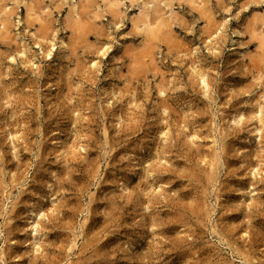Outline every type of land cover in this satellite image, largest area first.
Returning a JSON list of instances; mask_svg holds the SVG:
<instances>
[{
    "label": "rangeland",
    "instance_id": "rangeland-1",
    "mask_svg": "<svg viewBox=\"0 0 264 264\" xmlns=\"http://www.w3.org/2000/svg\"><path fill=\"white\" fill-rule=\"evenodd\" d=\"M163 1L0 0V264H264V0Z\"/></svg>",
    "mask_w": 264,
    "mask_h": 264
},
{
    "label": "bare ground",
    "instance_id": "bare-ground-1",
    "mask_svg": "<svg viewBox=\"0 0 264 264\" xmlns=\"http://www.w3.org/2000/svg\"><path fill=\"white\" fill-rule=\"evenodd\" d=\"M115 1V0H114ZM117 1V0H116ZM195 1H197L199 4H201L202 5V3H204V1L203 0H195ZM155 2H156V0H149V2H146L145 4H144V10H143V12H142V16L136 21V26L139 28V29H143V30H145V31H148V32H153V34L152 35H154L155 33H154V29L156 28V27H162V26H165L166 24H168L167 22L169 21L168 19L169 18H166L167 17V14H168V12L170 11L171 13L173 12V10H172V6H170L168 3H166V1H163V4H164V9H163V7L162 6H160V4H159V6H158V4L156 3L155 4ZM158 2V1H157ZM162 4V3H161ZM154 5V7H158V8H160L161 7V9H163V11L165 10L166 11V9H168V11H164V13H161V11H160V13H159V9L157 10L156 8V10L158 11V16H156V11H155V9H153L154 11H155V15H154V17H153V15L151 14V7ZM4 11H3V15L2 16H4V18H1L0 17V21H1V29L3 30H6V31H10V24H8V21L10 20L9 18H10V15H9V10H10V6L9 5H6V6H4ZM160 9V10H161ZM11 11V10H10ZM72 13H74V14H72L73 15V17L74 18H76V19H80L81 17H82V15L80 14L81 12H79V10H78V7L76 6V5H74L73 6V11H72ZM170 13V14H171ZM11 14V13H10ZM166 15V16H165ZM38 17H39V19H40V16L38 15ZM83 17H84V15H83ZM82 17V18H83ZM38 19V18H37ZM171 19H172V16H171ZM82 21H83V19H81ZM81 20L80 21H76L78 24H79V22H81ZM158 29V28H157ZM157 29H155V31H157ZM157 32H159V29H158V31ZM5 33V32H4ZM151 35V36H152ZM35 227H36V224L34 225ZM1 236V235H0ZM1 250V249H0ZM0 254L3 256L4 255V251H3V249L1 250V252H0Z\"/></svg>",
    "mask_w": 264,
    "mask_h": 264
}]
</instances>
